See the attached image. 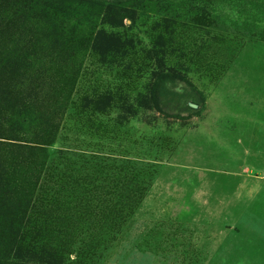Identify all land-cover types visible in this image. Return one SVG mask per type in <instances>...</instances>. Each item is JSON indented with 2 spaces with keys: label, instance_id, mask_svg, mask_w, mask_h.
I'll list each match as a JSON object with an SVG mask.
<instances>
[{
  "label": "rangeland",
  "instance_id": "obj_1",
  "mask_svg": "<svg viewBox=\"0 0 264 264\" xmlns=\"http://www.w3.org/2000/svg\"><path fill=\"white\" fill-rule=\"evenodd\" d=\"M14 1L0 255L264 264V0Z\"/></svg>",
  "mask_w": 264,
  "mask_h": 264
},
{
  "label": "trees",
  "instance_id": "obj_2",
  "mask_svg": "<svg viewBox=\"0 0 264 264\" xmlns=\"http://www.w3.org/2000/svg\"><path fill=\"white\" fill-rule=\"evenodd\" d=\"M31 2H32L31 0H16V1H14V4L11 7L12 11L10 14L7 12V8H9V6L4 8V10L7 12V17L13 18L16 15H18L22 12H25ZM6 255H7L6 253H3L0 255V264H10Z\"/></svg>",
  "mask_w": 264,
  "mask_h": 264
}]
</instances>
